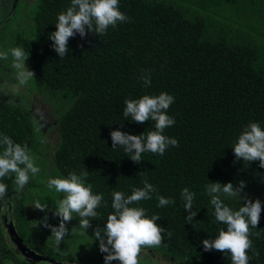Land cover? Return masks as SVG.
Segmentation results:
<instances>
[{
    "label": "trees",
    "instance_id": "trees-1",
    "mask_svg": "<svg viewBox=\"0 0 264 264\" xmlns=\"http://www.w3.org/2000/svg\"><path fill=\"white\" fill-rule=\"evenodd\" d=\"M6 3L0 0L2 16L10 6ZM70 3H16L10 19L19 14L22 23L5 37L0 30V51H9L8 60H0V87L13 79L2 74L12 62L10 49L22 47L29 52L26 66L35 74L29 81L34 87L28 88L43 96L55 114V143L44 145L45 131L40 123H33L36 118L24 107L23 92L16 94L14 103L0 99V134L27 145L36 165L48 166L49 177L89 172L87 183L106 203L97 209L98 218L91 220L93 227L82 229L93 242H99L94 228H103L113 212V192L127 196L133 186L143 187L144 181L153 184L157 192L138 205L149 216L159 215L156 223L166 229L162 245L152 249L181 264H231L230 253L204 250L202 241L215 239L225 227L215 220L205 188L211 182L236 186L244 180L241 195L258 198L262 205L258 228L252 229L261 235L251 236L249 264H264V168L259 161H237L233 151L244 126L258 122L264 128V0H119V9L129 21L109 27L102 36L88 32L81 38L77 33L69 39L62 59L49 36L56 30L58 14ZM8 26L9 22L3 27ZM149 73L151 84L145 86L140 76ZM161 92L174 97L167 113L175 123L163 134L177 139L179 146H169L163 156L145 152L139 163L133 162L123 147L112 148L110 132L146 135L154 130V121L125 118L124 100ZM4 182L8 195L0 201V264H84L68 252L65 242L59 247L49 242L54 240L50 229L33 228L47 213L52 225L58 226L59 217L46 211L36 219L27 213L28 203L42 200H49L54 211L62 194L48 188L49 197L39 195L40 185L31 179L17 191L14 174ZM184 188L195 193L197 214L191 222L185 219ZM157 195L174 203L157 207ZM221 198L235 210L244 203L239 197ZM8 223L25 250L11 246ZM67 227L79 230L69 223Z\"/></svg>",
    "mask_w": 264,
    "mask_h": 264
},
{
    "label": "clouds",
    "instance_id": "clouds-1",
    "mask_svg": "<svg viewBox=\"0 0 264 264\" xmlns=\"http://www.w3.org/2000/svg\"><path fill=\"white\" fill-rule=\"evenodd\" d=\"M129 21L119 9V0H71L70 6L58 14L56 30L49 38L53 41L54 51L63 59L68 53V41L78 33L81 38L86 37L88 32L99 36L106 34L109 27L115 28L118 23ZM12 57L11 65L16 72L18 87L26 86L34 78V71L26 66L29 52L22 47L10 49ZM9 51H0V60H8ZM140 79L145 86H150V73L141 75ZM174 103V97L167 92L158 95L145 94L140 98H125L123 116L131 118L137 123L154 121V130L145 134L133 135L119 129L112 130L110 137L112 148L123 147L125 153L130 154L133 162L139 163L142 154L151 152L163 156L169 146L178 147L179 142L175 138L164 135V130L175 123L174 117L168 115L167 110ZM42 117V114H41ZM39 126V122L33 120ZM122 124V122H121ZM0 201L8 195V186L4 182L5 177H12L16 190H22L32 176L39 173L34 158L30 155L27 145L15 142L10 136L0 134ZM234 156L237 161H259V167L264 168V128L258 122H250L244 126L233 146ZM89 172L82 171L80 174L70 172L66 177L50 179L49 189H55L62 194V198L55 202L52 213L59 217V224L49 223L47 214L36 220L33 228L51 230V236L57 247L69 234L67 224L71 222L75 214L79 217L80 228L87 230L92 228L91 220L98 218L97 209L103 201L102 194H94L92 185L87 183ZM245 181L240 180L234 186L231 182H211L206 185L205 191L210 196V203L214 206V217L217 222L225 227L218 230L215 239L202 241L205 251L213 249L222 253L231 254V264H249L251 257L247 254L253 248L251 236L260 237V232L253 233L252 229L258 228L262 211L261 201L249 199L241 195L245 188ZM157 192L155 186L147 181L143 187L133 186L130 195L122 191L112 194L111 207L113 212L107 216L103 228L97 225L93 230L95 239L99 241V250L106 253L105 264L118 261L119 264H139V256L144 248H159L164 242L165 227L156 221L161 219L157 214L149 216L147 210L138 206L142 200L152 199V193ZM222 196L228 198L239 197L244 203L235 210L224 203ZM184 201L185 219L191 222L197 212L193 211L195 193L188 188L181 192ZM157 207H165L173 204L171 198L157 195ZM106 206V203H105ZM41 212H46L47 204L39 201L33 206ZM172 233L167 232L170 238ZM258 258L259 253L253 252Z\"/></svg>",
    "mask_w": 264,
    "mask_h": 264
},
{
    "label": "rangeland",
    "instance_id": "rangeland-1",
    "mask_svg": "<svg viewBox=\"0 0 264 264\" xmlns=\"http://www.w3.org/2000/svg\"><path fill=\"white\" fill-rule=\"evenodd\" d=\"M1 1L4 3V5H7L6 2L10 4L9 9L7 11L6 10L3 11V16L0 11V30L3 29L5 31L4 32V37H5V34H8L10 30H13L14 28H16L17 25L20 26L23 20L21 19L22 16H20L19 14H16L15 18L10 19L11 12H13L14 9L16 8L15 4L20 3V2L30 4L32 0H1ZM7 22H9L8 28L3 27ZM3 39H4V42L8 46L6 38H3ZM2 74L11 75L13 79L8 84L6 83V81H2L3 84L6 83L7 85L5 86V88L0 87V99H3L2 101L14 103L15 100L17 99L16 94H21L23 92L24 95H27V103L24 104V107L34 112L36 120L40 123V129L42 131H45L44 145L52 146V144H54L56 141L57 131L55 128V114L51 111L49 104L46 103L47 101L44 102L45 100L43 99V96H41L37 92L31 91L28 88L32 84L28 83L26 86L18 87V82L15 78L16 72H15V69L11 66V64L8 65L6 68H3ZM31 87H34V86L32 85ZM44 90H41V91H44ZM41 114H42V117H41ZM34 162L35 164H37L36 161ZM39 168H40L39 173L32 176L31 180L37 182L40 185L39 188H36V192L39 195L44 194L49 197V189H48L49 187H48L47 182L50 179L56 178V177L55 176L52 177L51 174L49 177L48 166L45 165L43 169L42 167H39ZM51 190H54V188ZM48 197H45V198H48ZM41 203L47 204L48 209L46 211L53 213V206L51 205V202H49V200H42ZM34 205L35 203L27 204L26 206L27 213L28 215L35 217L36 219H40L42 216V212L38 209H35L33 207ZM69 224L75 226L79 230L76 231L75 229H73L74 227H68L69 234L64 238L61 244H63L64 242L66 243L64 244V246L69 248L68 252L70 254H72L73 256H76L77 258L79 257V263L85 264L86 262H88L89 264L90 263L104 264L105 263L104 256L106 255V253L100 252L99 242L90 241L89 235H86L87 231L82 232L83 230L79 226V220H75L73 218L71 222H69ZM10 226H11L10 223L6 224V227H7L6 229H7V232L12 242L11 246L19 248L20 250H25V248L22 247V245L20 244V241H18V239L15 236H13V231L10 228ZM79 234H81L82 236H79ZM70 239H72V241H70ZM49 242L56 245L54 240H49ZM86 258H88L89 261H86ZM45 263L46 262H44V264ZM46 264H50V263H46ZM110 264H119V262L111 261ZM139 264H181V263L178 261V259L174 257L164 256L158 253L155 249L144 248L139 256Z\"/></svg>",
    "mask_w": 264,
    "mask_h": 264
},
{
    "label": "water",
    "instance_id": "water-1",
    "mask_svg": "<svg viewBox=\"0 0 264 264\" xmlns=\"http://www.w3.org/2000/svg\"><path fill=\"white\" fill-rule=\"evenodd\" d=\"M10 228L12 229V227L10 226ZM13 231V230H12Z\"/></svg>",
    "mask_w": 264,
    "mask_h": 264
}]
</instances>
